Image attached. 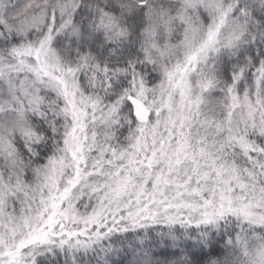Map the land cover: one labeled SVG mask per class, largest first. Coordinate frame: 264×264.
I'll use <instances>...</instances> for the list:
<instances>
[{"label":"snow or ice","instance_id":"6c2138e0","mask_svg":"<svg viewBox=\"0 0 264 264\" xmlns=\"http://www.w3.org/2000/svg\"><path fill=\"white\" fill-rule=\"evenodd\" d=\"M0 264H264V0H0Z\"/></svg>","mask_w":264,"mask_h":264}]
</instances>
